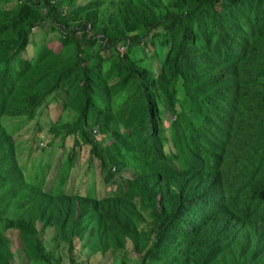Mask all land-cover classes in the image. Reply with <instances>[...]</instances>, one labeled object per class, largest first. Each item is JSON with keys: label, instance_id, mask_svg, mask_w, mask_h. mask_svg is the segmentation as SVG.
Segmentation results:
<instances>
[{"label": "trees", "instance_id": "trees-1", "mask_svg": "<svg viewBox=\"0 0 264 264\" xmlns=\"http://www.w3.org/2000/svg\"><path fill=\"white\" fill-rule=\"evenodd\" d=\"M57 93L37 142L86 154L84 193L27 177L4 128ZM84 237L124 263L264 264V0H0V264H77Z\"/></svg>", "mask_w": 264, "mask_h": 264}, {"label": "rangeland", "instance_id": "rangeland-1", "mask_svg": "<svg viewBox=\"0 0 264 264\" xmlns=\"http://www.w3.org/2000/svg\"><path fill=\"white\" fill-rule=\"evenodd\" d=\"M44 31L47 32L46 27L44 26L40 29H35L33 31L31 35V42L26 47L24 56L33 58L37 47L41 44V41L44 40V38H50L52 36V33H47L46 35ZM56 95L58 96V101H56V103L52 101L47 105V107L46 105L42 107L41 113L36 118L31 120L22 117L13 118L11 119V123H6V121H3L4 128L7 133L11 134L14 140V148L17 154L16 158L18 160L19 165L22 166L23 172L27 177L33 172L34 175L32 177L37 179L42 178L47 183L55 174V181H53L52 183L51 191L60 192L63 190L66 192L68 187H72V189H75L74 191H80L79 193H84L83 191L85 190L87 184L83 182V179L90 181V176L88 178L86 172L84 171L86 167L85 163L87 162L86 154L84 152L79 153L78 157L73 159L72 162H70L67 156L70 152L69 150L71 146V138L67 137L64 140V145L62 147L55 148V152L53 153L52 157L46 159L45 155L48 152V148L43 146L44 142H37V138L42 139L45 133L47 132V126L44 124V119H48L50 122L53 121L55 116L54 114L57 113L59 109H61L60 107L62 103H59V98L62 102L64 95H61L62 98L59 96L60 94L57 93ZM74 118L75 114L73 112H70L68 109H64L58 115L57 121L59 123L66 121L70 122ZM35 119L38 121L36 126L34 124ZM164 125H166L165 122ZM37 127L39 128L37 129ZM32 136H34V140L30 138ZM39 143H41L42 145H40ZM31 149H35V152L34 150L32 152ZM26 157L27 162H24ZM39 157H44L45 161L38 159ZM33 158H35V161L33 163H29ZM57 158H59L58 161ZM71 164H73L72 170L69 171V166ZM89 171L90 174L92 173L93 176H96L97 178V169L93 170V168L90 167ZM72 172L73 175H71ZM68 176H70V178ZM113 189L114 185H110L109 188H107V190H111V192ZM49 234L50 230L47 231L45 234H42V241L46 248L51 249L53 246V241L51 240V236ZM13 242V248L18 247V242ZM74 248V256L77 264H134L135 261V256L130 252H127V259L125 261L126 263H124L123 261L121 262L119 257L113 258L112 256H110L106 259H101L98 256L91 255L90 240L86 237H84L79 243L76 241V245ZM14 254L18 255L19 253L16 250ZM17 262V257H15V259L13 260V264H17ZM29 264L43 263L33 262Z\"/></svg>", "mask_w": 264, "mask_h": 264}]
</instances>
